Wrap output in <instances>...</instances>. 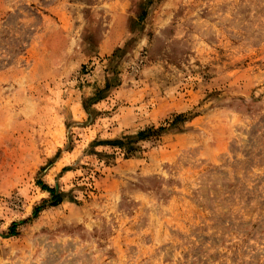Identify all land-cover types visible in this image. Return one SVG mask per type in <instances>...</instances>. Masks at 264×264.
<instances>
[{"label": "rangeland", "instance_id": "1", "mask_svg": "<svg viewBox=\"0 0 264 264\" xmlns=\"http://www.w3.org/2000/svg\"><path fill=\"white\" fill-rule=\"evenodd\" d=\"M0 264H264V0H0Z\"/></svg>", "mask_w": 264, "mask_h": 264}, {"label": "trees", "instance_id": "2", "mask_svg": "<svg viewBox=\"0 0 264 264\" xmlns=\"http://www.w3.org/2000/svg\"><path fill=\"white\" fill-rule=\"evenodd\" d=\"M179 118L180 117H178L177 119H179ZM163 130H164L163 127H159V128H157V127H151V128H148V129L140 132L138 134V137L141 138V139L148 138L149 136H155V135L159 134ZM123 144H124L123 141H119L117 143V145H119V146H123ZM127 154H129V152ZM43 189L46 190V191H48L51 194L52 200L54 201V204H56L57 203V201H55V199H56V189L55 188H51L49 186H43ZM38 210L39 209H37V212H38Z\"/></svg>", "mask_w": 264, "mask_h": 264}]
</instances>
